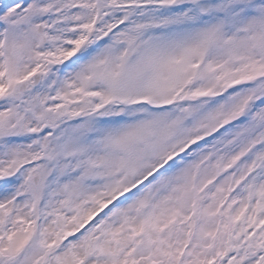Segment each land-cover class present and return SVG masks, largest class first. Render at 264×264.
<instances>
[{
    "label": "snow or ice",
    "instance_id": "snow-or-ice-1",
    "mask_svg": "<svg viewBox=\"0 0 264 264\" xmlns=\"http://www.w3.org/2000/svg\"><path fill=\"white\" fill-rule=\"evenodd\" d=\"M0 264H264V0H0Z\"/></svg>",
    "mask_w": 264,
    "mask_h": 264
}]
</instances>
